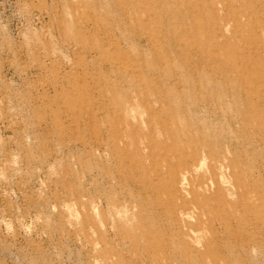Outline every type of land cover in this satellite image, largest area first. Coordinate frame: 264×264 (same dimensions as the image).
<instances>
[{
  "label": "rangeland",
  "instance_id": "obj_1",
  "mask_svg": "<svg viewBox=\"0 0 264 264\" xmlns=\"http://www.w3.org/2000/svg\"><path fill=\"white\" fill-rule=\"evenodd\" d=\"M0 264H264V0H0Z\"/></svg>",
  "mask_w": 264,
  "mask_h": 264
},
{
  "label": "bare ground",
  "instance_id": "obj_2",
  "mask_svg": "<svg viewBox=\"0 0 264 264\" xmlns=\"http://www.w3.org/2000/svg\"><path fill=\"white\" fill-rule=\"evenodd\" d=\"M187 162V161H186ZM184 164V163H183ZM184 169V168H183ZM188 176V175H187Z\"/></svg>",
  "mask_w": 264,
  "mask_h": 264
}]
</instances>
